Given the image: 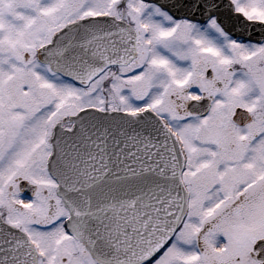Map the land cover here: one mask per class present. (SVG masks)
<instances>
[{
  "label": "snow or ice",
  "instance_id": "obj_1",
  "mask_svg": "<svg viewBox=\"0 0 264 264\" xmlns=\"http://www.w3.org/2000/svg\"><path fill=\"white\" fill-rule=\"evenodd\" d=\"M0 264H264V0H0Z\"/></svg>",
  "mask_w": 264,
  "mask_h": 264
}]
</instances>
